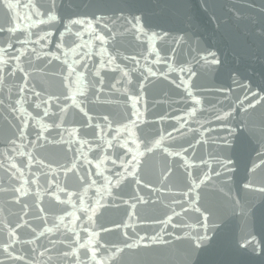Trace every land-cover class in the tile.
I'll return each instance as SVG.
<instances>
[{
    "label": "water",
    "instance_id": "water-1",
    "mask_svg": "<svg viewBox=\"0 0 264 264\" xmlns=\"http://www.w3.org/2000/svg\"><path fill=\"white\" fill-rule=\"evenodd\" d=\"M54 12L0 33V264H264V0Z\"/></svg>",
    "mask_w": 264,
    "mask_h": 264
},
{
    "label": "snow or ice",
    "instance_id": "snow-or-ice-1",
    "mask_svg": "<svg viewBox=\"0 0 264 264\" xmlns=\"http://www.w3.org/2000/svg\"><path fill=\"white\" fill-rule=\"evenodd\" d=\"M15 6H22V7H25V8H28L30 9V14L28 16H25V17H20V16H16L14 17V19L17 21V23H11V19L9 20V23H10V26L5 29L3 26H0V33H3L4 31H8L9 33H16L17 31L20 30V27H19V21L23 20V19H28V20H32V25L31 26H36L38 24H43V23H46L47 21H52V20H55L57 17L55 15V12H54V8H55V0H53V6L48 8L47 10L41 12L37 7L36 5L32 2V0H27L26 3H22L20 2V0H16V3L14 4V0H0V7L2 8H6L8 9L9 11H11ZM33 17H35L36 19H33ZM47 18V20H45L44 18ZM140 20L141 18L140 17H133V28H136L138 25H140ZM74 23H83V21H74ZM63 35V34H62ZM41 39H44V37H41ZM97 39L101 40V41H104L105 37L100 35V36H97ZM14 46L12 44H8L7 45V49H3V51L5 52L6 55H9V60L12 59V56L8 53V49H13ZM175 51V50H173ZM209 56L212 57V60H211V63L213 64H216V63H219V61L215 58V54L214 53H209ZM157 57L159 58V54L157 53ZM16 59H19V56H16L15 57ZM9 61H5V60H0V63H3V64H7ZM20 71H23V69H20ZM183 71V69H182ZM195 73L192 72L190 73V77L191 76H194ZM23 91V89H21ZM259 101H257L258 103ZM75 103V102H74ZM196 103H199V101L197 100ZM255 105L254 104H249V107H254ZM83 110V109H81ZM49 113L47 111H45L44 115L47 116ZM136 114V113H134ZM85 115H87V113H85ZM193 115H195V110H193ZM137 119H139V116L137 114ZM105 120H107V117H105ZM132 123L135 125L136 124V121H132ZM169 137H171V133L168 134ZM157 146L160 145V141H157L156 142ZM110 147L112 146L111 144L109 145ZM121 147H125L123 145H121ZM151 150V149H149ZM165 152H167L168 150L167 149H164ZM169 154H172V153H169ZM176 155H180V153H176ZM133 160H135V158H133ZM115 163V162H113ZM13 167H15V165H13ZM125 172L127 173L128 176H131V177H135L136 176V173L133 169L129 168V169H125ZM215 175L219 176L220 173L219 172H216ZM205 179H211V177L209 176H206ZM201 183H203L204 181H200ZM120 181L117 180V186L119 185ZM136 183H139V181L137 180ZM246 188H252V185L251 184H246L245 185ZM254 190H257V191H260V192H264V186L258 188V189H254ZM16 191H20V189H17ZM197 211H199V209H197ZM205 219H207V217H205ZM171 222V218H169V223ZM19 226V225H18ZM10 235L12 236H15V232H12ZM205 239V237H197L196 240L193 241V245L194 247H200L203 240ZM97 247H99V245H97ZM130 247V246H129ZM4 251L5 252H8L9 251V246L8 245H5L4 247Z\"/></svg>",
    "mask_w": 264,
    "mask_h": 264
}]
</instances>
